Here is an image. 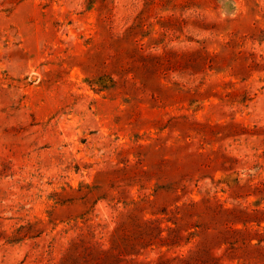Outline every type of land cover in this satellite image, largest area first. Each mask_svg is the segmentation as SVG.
<instances>
[{"label":"rangeland","instance_id":"rangeland-1","mask_svg":"<svg viewBox=\"0 0 264 264\" xmlns=\"http://www.w3.org/2000/svg\"><path fill=\"white\" fill-rule=\"evenodd\" d=\"M0 264H264V0H0Z\"/></svg>","mask_w":264,"mask_h":264},{"label":"trees","instance_id":"trees-1","mask_svg":"<svg viewBox=\"0 0 264 264\" xmlns=\"http://www.w3.org/2000/svg\"><path fill=\"white\" fill-rule=\"evenodd\" d=\"M191 255H194V254H191ZM191 255H190V256H191ZM191 257H192V256H191Z\"/></svg>","mask_w":264,"mask_h":264}]
</instances>
